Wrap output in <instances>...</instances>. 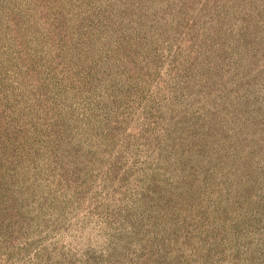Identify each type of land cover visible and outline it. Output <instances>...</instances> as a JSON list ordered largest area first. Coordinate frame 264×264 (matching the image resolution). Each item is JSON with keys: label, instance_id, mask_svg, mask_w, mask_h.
Returning a JSON list of instances; mask_svg holds the SVG:
<instances>
[{"label": "rangeland", "instance_id": "1", "mask_svg": "<svg viewBox=\"0 0 264 264\" xmlns=\"http://www.w3.org/2000/svg\"><path fill=\"white\" fill-rule=\"evenodd\" d=\"M0 264H264V0H0Z\"/></svg>", "mask_w": 264, "mask_h": 264}]
</instances>
